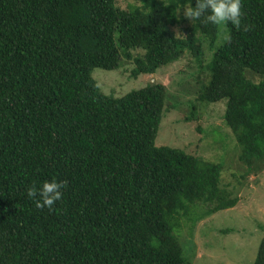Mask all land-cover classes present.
Returning a JSON list of instances; mask_svg holds the SVG:
<instances>
[{"label": "trees", "instance_id": "16d2710c", "mask_svg": "<svg viewBox=\"0 0 264 264\" xmlns=\"http://www.w3.org/2000/svg\"><path fill=\"white\" fill-rule=\"evenodd\" d=\"M0 0V264H191L177 236L232 208L221 164L155 137L166 87L104 94L93 68L124 59L131 76L151 75L211 48L217 25L192 21L177 36L188 0ZM195 0H193V6ZM242 26L216 49L198 99L225 101L224 122L249 169L264 168V0H242ZM132 51H139L132 54ZM67 180L50 211L27 187ZM210 207L192 215L196 204ZM252 264H264V238Z\"/></svg>", "mask_w": 264, "mask_h": 264}, {"label": "rangeland", "instance_id": "374dc122", "mask_svg": "<svg viewBox=\"0 0 264 264\" xmlns=\"http://www.w3.org/2000/svg\"><path fill=\"white\" fill-rule=\"evenodd\" d=\"M126 10L139 5L138 0H115ZM192 23L178 11L177 36L185 34ZM226 27L217 26L214 48L202 40L201 56L184 54L178 61L159 67L153 74L131 76L134 67L122 60L113 70L93 68L91 76L99 89L118 98L125 94L160 83L166 87L165 110L155 137V145L168 146L206 161L221 164L219 187L230 198H237L234 207L202 216L195 222L180 220L177 236L182 252L191 264H252L264 238V168L249 169L239 160L240 147L231 129L224 122L225 101L204 103L198 95L209 78L208 63L213 50L225 40ZM139 51H132L136 54ZM210 206L196 204L192 215L205 212Z\"/></svg>", "mask_w": 264, "mask_h": 264}, {"label": "clouds", "instance_id": "9594fccd", "mask_svg": "<svg viewBox=\"0 0 264 264\" xmlns=\"http://www.w3.org/2000/svg\"><path fill=\"white\" fill-rule=\"evenodd\" d=\"M184 16L195 20L203 17L202 23H212L221 28L229 23L239 29L242 26V18L245 15L242 10V0H188L184 6ZM223 39L230 41L231 36L223 33ZM67 186V180L52 178L43 181L41 186L35 183L27 187V196L35 204L36 208L53 209L55 203L63 198V189Z\"/></svg>", "mask_w": 264, "mask_h": 264}, {"label": "water", "instance_id": "95a60500", "mask_svg": "<svg viewBox=\"0 0 264 264\" xmlns=\"http://www.w3.org/2000/svg\"><path fill=\"white\" fill-rule=\"evenodd\" d=\"M153 81L150 83V85H152Z\"/></svg>", "mask_w": 264, "mask_h": 264}]
</instances>
